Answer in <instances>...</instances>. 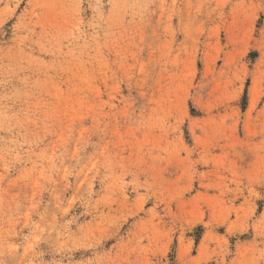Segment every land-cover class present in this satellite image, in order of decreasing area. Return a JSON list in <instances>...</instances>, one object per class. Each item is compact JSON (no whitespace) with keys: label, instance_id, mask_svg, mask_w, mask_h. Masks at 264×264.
<instances>
[{"label":"rangeland","instance_id":"374dc122","mask_svg":"<svg viewBox=\"0 0 264 264\" xmlns=\"http://www.w3.org/2000/svg\"><path fill=\"white\" fill-rule=\"evenodd\" d=\"M0 264H264V0H0Z\"/></svg>","mask_w":264,"mask_h":264},{"label":"bare ground","instance_id":"6f19581e","mask_svg":"<svg viewBox=\"0 0 264 264\" xmlns=\"http://www.w3.org/2000/svg\"><path fill=\"white\" fill-rule=\"evenodd\" d=\"M256 90H257V88H256V84H255V86L252 89V93H251V99H252V101L255 99Z\"/></svg>","mask_w":264,"mask_h":264}]
</instances>
